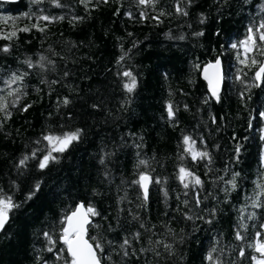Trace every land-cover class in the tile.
Segmentation results:
<instances>
[{"label": "trees", "instance_id": "16d2710c", "mask_svg": "<svg viewBox=\"0 0 264 264\" xmlns=\"http://www.w3.org/2000/svg\"><path fill=\"white\" fill-rule=\"evenodd\" d=\"M261 24L264 0L0 3V198L16 205L0 264H71L60 237L80 203L98 213L88 239L102 264H255L264 243ZM250 35L256 47L246 53ZM218 58L217 98L201 69ZM124 72L135 77L131 92ZM77 132L63 152L45 139ZM186 136L207 155L193 160ZM181 168L192 173L188 188Z\"/></svg>", "mask_w": 264, "mask_h": 264}, {"label": "snow or ice", "instance_id": "6c2138e0", "mask_svg": "<svg viewBox=\"0 0 264 264\" xmlns=\"http://www.w3.org/2000/svg\"><path fill=\"white\" fill-rule=\"evenodd\" d=\"M147 0H140L141 4L146 3ZM177 11H180L179 8H177ZM186 14V13H185ZM42 19L47 20L48 17L44 16ZM260 29H264V24L260 25ZM23 31H27V29H23ZM249 32H252V29H249ZM202 34V33H201ZM12 35H15V33H12ZM260 41L264 42V31L260 32L259 35ZM245 44V52L251 51L253 48L256 47V40L253 36H249L248 40L244 42ZM234 48L236 45H232ZM4 51H7L5 48ZM43 59V57L41 58ZM253 64H256V60H252ZM219 66V61L217 60L215 66L210 67H217ZM262 74H264V66H261L259 71L256 73L257 79H260ZM124 76L130 78V82L126 83L124 87L129 91H133V89L136 87V80L135 77L132 76L131 72H124ZM205 78L209 81V87L213 93L214 96L217 95L219 90V74L218 72L214 74L213 76H209L207 69H205ZM218 98V97H217ZM67 103V100L65 101ZM3 105H0L2 107ZM168 115L171 118L174 113L172 111V106H168ZM262 116H264V113H261ZM78 138V132L77 133H71V134H65L63 137H54V136H46L45 139L49 141V143L53 144V151L56 152H63L68 147V145L75 139ZM190 138L184 137V143L185 145H189ZM185 151L191 152L192 159L195 160L197 157L203 158L207 155V153L202 152H196L193 151L191 146L187 147ZM50 155H46L43 157V159L39 163V167L41 169L45 168L50 160ZM24 161H21V164H23ZM141 163H145L144 161H141ZM187 177H192V173L187 172L184 168L180 169V176L179 179L182 183H184L185 179ZM158 182V181H157ZM192 182L195 185H200L201 180L198 177H194ZM140 185V187L143 189L144 198L147 199L148 194V186L151 183V177L146 174H141L139 177V180L136 181ZM189 184L184 183V187L188 188ZM199 202V201H197ZM16 207L11 201V198L3 199L0 198V229L4 227V224L7 222L9 211ZM89 214L91 215H97L95 209L92 207H88L86 210L84 209V206L81 204L77 207L75 211L71 213V215L65 217V226L62 230V235L60 239L62 240L63 244L66 246L67 252L69 256L71 257V264H100V259L97 256V250H101V245L97 242L95 244V247L92 243L89 242L88 239H86L87 235V228L86 225L90 223L88 217ZM46 237H48V233L44 234ZM49 241L51 242V238L48 237ZM94 239V238H93ZM237 239H242L239 233H237ZM128 241L125 240V244H127ZM165 247H169L168 245H165ZM51 251V249H49ZM255 251L260 254V258L253 257L255 260V264H264V243L257 244L255 247ZM241 255H243V252H241ZM211 259V256L208 257Z\"/></svg>", "mask_w": 264, "mask_h": 264}, {"label": "water", "instance_id": "95a60500", "mask_svg": "<svg viewBox=\"0 0 264 264\" xmlns=\"http://www.w3.org/2000/svg\"><path fill=\"white\" fill-rule=\"evenodd\" d=\"M20 1H21V0H0V3H1V4H8V5H17ZM217 60L219 61V66H218V68H217V67H210V65H211V66H215ZM205 69H207L208 75H209L210 77L213 76L214 74H216L217 72H218V74H219V77H220V79H219V90H218V93H217L216 96L213 95V93H212V91H211V89H210V87H209V81H208V79L205 78ZM201 76H202V79H203L204 83L206 84V86H207V88H208L209 93H210L211 96H213V97H217V96H219V95L222 93L223 88H224L225 73H224V67H223V62H222L221 58H218V59H216L214 62H210V63L206 64V65L201 69ZM149 187H150V184H149V186H148V191H149ZM141 191H142V194H143V196H144V193H143V189H142V188H141ZM147 198H148V194H147ZM81 204H82V203L78 204L77 207L80 206ZM82 205H83V204H82ZM83 206H84V205H83ZM77 207L75 208V210L77 209ZM84 209L86 210L87 208L84 206ZM75 210H74V211H75ZM69 215H71V213H70ZM69 215H68V216H69ZM88 219H89L90 223L86 225V228H87V235H86V237H85L86 239H88V228H89V226H90V224H91V222H92V219H91L90 215H89ZM7 221H8V219H7ZM6 224H7V222L4 224V227H3L2 229H0V235H1L2 232L4 231V229H5V227H6ZM64 226H65V225H64ZM88 240H89V239H88ZM89 242H90V241H89ZM60 243H61L62 245H64L61 239H60ZM64 246H65V245H64ZM65 247H66V246H65ZM67 253H68V252H67ZM68 256H69V254H68ZM97 256H98V254H97ZM69 257H70V256H69ZM70 258H71V257H70ZM100 264H102V263L100 262Z\"/></svg>", "mask_w": 264, "mask_h": 264}, {"label": "flooded vegetation", "instance_id": "af4514ba", "mask_svg": "<svg viewBox=\"0 0 264 264\" xmlns=\"http://www.w3.org/2000/svg\"><path fill=\"white\" fill-rule=\"evenodd\" d=\"M263 75H264V74H262V76H261L260 79H257V77H256V80H257L258 82H260V81L262 80Z\"/></svg>", "mask_w": 264, "mask_h": 264}]
</instances>
